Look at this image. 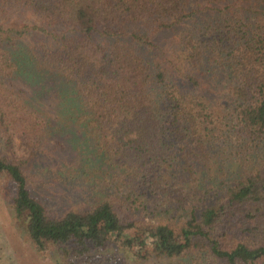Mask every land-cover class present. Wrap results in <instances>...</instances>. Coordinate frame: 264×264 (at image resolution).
I'll list each match as a JSON object with an SVG mask.
<instances>
[{
    "label": "trees",
    "instance_id": "trees-1",
    "mask_svg": "<svg viewBox=\"0 0 264 264\" xmlns=\"http://www.w3.org/2000/svg\"><path fill=\"white\" fill-rule=\"evenodd\" d=\"M46 79L107 194L62 212L28 173L61 118L23 88ZM0 175L56 264H264V0H0Z\"/></svg>",
    "mask_w": 264,
    "mask_h": 264
},
{
    "label": "rangeland",
    "instance_id": "rangeland-1",
    "mask_svg": "<svg viewBox=\"0 0 264 264\" xmlns=\"http://www.w3.org/2000/svg\"><path fill=\"white\" fill-rule=\"evenodd\" d=\"M23 14H18L13 19L14 25H21L24 22L30 21L24 19ZM31 22V21H30ZM29 22V23H30ZM30 84H29V83ZM23 84V88L28 92L31 90L40 93L35 95L37 106L48 115H55L61 117L57 113L54 106H59L60 95L53 91V82L46 79L39 81H28ZM22 88V85H18ZM63 113V112H62ZM64 116V114L62 115ZM54 127L58 129L48 138L44 145V152L42 157L31 160V167L28 168L30 175L31 187L34 193L47 205L48 208L57 212H62L65 209L76 205H90L98 200L105 198L107 194L98 190L101 185H104L103 178L98 173L91 171V166H82L80 163L74 162V154H83L91 142L86 137V131L82 128L81 132L74 134L72 132V125L68 128L65 125L66 118H56L53 120ZM63 127V130H60ZM76 135V136H75ZM18 147V155L26 156L28 150L24 145H20V140H16ZM85 147V149H82ZM85 163V162H84ZM59 164L63 169L59 168ZM65 164V167L64 165ZM226 165L223 170L225 172ZM242 168H253L252 165L242 164ZM49 171V172H48ZM36 179H41L40 182ZM96 183V188L88 183ZM73 184V185H72ZM71 187L67 189V187ZM85 189L88 191L85 197L80 201L73 203L72 194L77 193L78 190ZM92 193V196L89 194ZM13 194L12 184L9 179L0 175V264H56L48 258L40 256L29 242L26 240L22 224L15 221L9 209V198ZM114 258L109 264H138L137 261L128 259L127 251L120 248H114ZM159 264H167V261L157 259ZM157 263V262H156Z\"/></svg>",
    "mask_w": 264,
    "mask_h": 264
}]
</instances>
